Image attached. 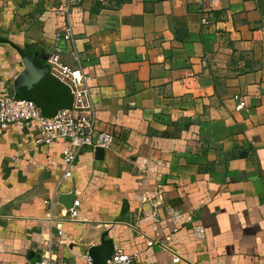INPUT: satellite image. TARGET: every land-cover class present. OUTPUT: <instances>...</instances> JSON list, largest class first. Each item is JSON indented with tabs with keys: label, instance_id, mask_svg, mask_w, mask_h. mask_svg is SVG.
I'll use <instances>...</instances> for the list:
<instances>
[{
	"label": "crops",
	"instance_id": "0c3cea01",
	"mask_svg": "<svg viewBox=\"0 0 264 264\" xmlns=\"http://www.w3.org/2000/svg\"><path fill=\"white\" fill-rule=\"evenodd\" d=\"M64 2L0 0V92L52 115L71 94L45 59L74 50L113 141L64 176L65 140L0 122V264H81L104 231L136 264H264V0Z\"/></svg>",
	"mask_w": 264,
	"mask_h": 264
},
{
	"label": "built area",
	"instance_id": "2783aa9c",
	"mask_svg": "<svg viewBox=\"0 0 264 264\" xmlns=\"http://www.w3.org/2000/svg\"><path fill=\"white\" fill-rule=\"evenodd\" d=\"M200 1V0H197ZM79 0H65L64 10L68 11L71 5H76ZM202 23H207L205 15L201 17ZM64 39H72V30L69 24L65 25L61 32ZM48 75L57 78L70 91L71 101L67 107L59 108L52 115H44L39 105L32 99L16 97L12 92H0V122L17 123L23 121H35L37 124V141L49 143L55 140H65L68 148L64 150L62 161L65 164L64 176L70 174V165L74 159L86 148H108L113 141V133L110 129L96 127L94 103L91 91L87 85V77L82 69L80 58L73 50L69 59H64L60 53L52 52L45 59ZM244 101L239 100L237 108H242ZM143 197L154 198L152 203L158 204L162 199L160 190H155L153 195L146 193ZM79 201L74 199L68 208L70 219H76L78 215ZM162 248L172 256L173 262L184 261L178 253L172 251L166 245ZM34 264H78L70 263L62 257L45 252L39 256ZM93 264L88 256L84 263ZM100 264H136L135 254L124 252L121 248H114L112 254L105 262Z\"/></svg>",
	"mask_w": 264,
	"mask_h": 264
},
{
	"label": "water",
	"instance_id": "95a60500",
	"mask_svg": "<svg viewBox=\"0 0 264 264\" xmlns=\"http://www.w3.org/2000/svg\"><path fill=\"white\" fill-rule=\"evenodd\" d=\"M26 63H27V66H29V68H31V70H32V72L30 74V77L32 79V82H34V84H35L36 83V79H37L35 77V76H37V74H36L37 73L36 68L33 67V66H31V64H30L29 61L26 62ZM52 78L55 79V80H57V81H59L57 78H54V77H52ZM68 91H69V89H68ZM102 150H103V148H96L95 149V153H101ZM74 199H75V195H74V190L73 189L71 191L67 192V193H60V194H58V196L56 198V200L60 204H62L65 208H67V209L72 205ZM113 250H114L113 239L111 237H108L107 236V232L104 231L101 234V236H100L99 243L96 244V245H93V246L89 247V249H88V256L90 257L91 262L93 264H100V263L105 262V260L110 257V255L112 254Z\"/></svg>",
	"mask_w": 264,
	"mask_h": 264
}]
</instances>
